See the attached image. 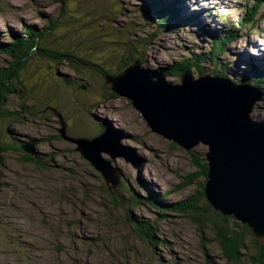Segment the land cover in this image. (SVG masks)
I'll return each instance as SVG.
<instances>
[{"label": "rangeland", "instance_id": "rangeland-1", "mask_svg": "<svg viewBox=\"0 0 264 264\" xmlns=\"http://www.w3.org/2000/svg\"><path fill=\"white\" fill-rule=\"evenodd\" d=\"M171 1L180 10L179 19L168 17L169 28L160 27L159 15L162 8L169 10ZM245 1L0 0V69L14 61L15 55L8 52L14 37L19 39L26 29L43 32L41 50L25 64L24 75L20 71L16 76L24 96L13 93L9 97L15 109L22 105L29 110L19 111L20 122L11 126L10 135L39 139L34 145L39 157H43L40 152H58L50 169L26 163L23 153L3 155L0 264H237L223 256L208 221L173 210L161 216L146 202L138 208L127 202L128 188L137 200L154 192L164 197L162 201L170 209L196 193L204 180L198 175L201 169L195 159L205 157L207 146L185 150L154 132L130 100L111 95L104 71L120 72L124 59L131 56L138 57L143 68L158 70L174 61H192L199 54L203 59L198 60L200 66L187 70L188 74L197 78L202 70L242 83L244 75L252 73V63L264 70L263 18L256 26L239 30L226 46L227 54L218 55L216 62L204 52L212 48L211 33L218 37L226 33L229 24L222 18L231 23L237 20ZM191 13L198 15L196 22H202L203 29L189 18L186 23L178 21ZM50 49L55 56L59 52L66 56H44ZM70 57L79 71L70 68ZM166 78L181 82L179 77ZM56 112L63 115L71 138H93L105 131L108 144L118 143L121 152L137 160L134 166L123 156L102 153L118 170L115 188L124 197L123 205L110 203L107 192L115 193V188L109 189L103 175L76 150L74 142L52 140L62 126ZM252 117L264 121V97ZM3 131H8L6 125ZM188 176L196 179L184 185ZM126 212L148 219L166 244L153 249L140 240L126 220ZM238 264L252 262L244 255Z\"/></svg>", "mask_w": 264, "mask_h": 264}, {"label": "water", "instance_id": "water-1", "mask_svg": "<svg viewBox=\"0 0 264 264\" xmlns=\"http://www.w3.org/2000/svg\"><path fill=\"white\" fill-rule=\"evenodd\" d=\"M105 86L117 97L131 101L148 126L163 137L191 150L207 146L208 164L204 194L213 209L248 224L264 242V122L252 117L264 94L251 84H237L222 76L180 75L181 82L167 80L164 72L147 70L134 60L120 72L106 73ZM61 118V137L77 145L76 150L115 188L119 182L112 158L123 156L134 166L133 155L109 143L105 131L93 138L67 136ZM33 146L26 151L33 153Z\"/></svg>", "mask_w": 264, "mask_h": 264}, {"label": "trees", "instance_id": "trees-1", "mask_svg": "<svg viewBox=\"0 0 264 264\" xmlns=\"http://www.w3.org/2000/svg\"><path fill=\"white\" fill-rule=\"evenodd\" d=\"M164 1L166 2V0ZM182 1L183 0H177V2L179 3H181ZM171 2H169V6L171 7L169 8V10H167L166 8H162V14H158L161 22L160 27L167 26L166 28H169V22L171 19L168 17L179 19L177 15L179 14L180 10L173 2ZM245 2L246 3L243 5L242 9L243 13L238 16L237 20L234 23H228L229 27L226 29V33L220 35L219 37L212 36V48L209 50V52H204L206 58H209L216 62L218 55L227 54L228 50H226L225 48L231 41L236 38L239 30L242 31L247 28L256 26L258 20H260V17H264V0H246ZM156 7V5L152 6L153 9H156ZM188 18L189 17L182 16L178 21L186 23V20ZM190 20L191 23L196 21L193 19ZM52 23L54 22L52 21ZM49 27L47 28V31ZM34 31H29V29H26V33L23 36H20L19 39L14 37V41H12L11 43V46L13 47L10 49V51H8L10 55H15L14 61L8 68L0 69V166H5L3 155L9 152L23 153L25 159L24 161L26 163H32L36 168L39 169H50L53 168V166H55L56 164L55 161L58 155L57 151H53L52 153L46 152L43 153V157H39L40 154L38 153V147H35L33 145V140L30 139V137H25L24 139L19 140L13 135H10L12 129L11 126L15 125L17 122H20L19 119L21 118V116L18 115H21V113H19V111L21 110L22 112H29V110L22 105L21 108L15 109L14 107H12L10 105L9 97L13 93L21 95L20 97L24 96L23 89L20 87L17 88L16 76L19 75L20 71L21 74L24 75L26 71V68L24 67L25 64H27L30 59L32 60L31 57H34L33 55L37 53L38 50H41L38 48V46L40 44L39 42L41 40L40 38L43 32H36V30ZM26 35L27 38H24L26 37ZM54 54L57 53L54 52L53 49H50V51L48 50L46 53H43L44 56H49L55 59L60 56L62 58L66 56V53L63 52H59L57 56H55ZM201 56L202 55L196 54L195 58L192 61H174L173 64L163 67L165 74L179 77L181 73L187 72V70H191L195 66H200L199 61L202 59ZM135 59H138V57L131 56L129 58H125L123 64L121 65L122 67L120 71L128 63ZM261 60V63L264 64V58H262ZM71 61L72 63L70 65H72V67H75V69L79 68L78 65H75L77 62H75L74 60ZM139 61L141 60L139 59ZM255 66L256 65L254 63L251 64L252 73H246L242 79V82L251 83L261 89L264 93V70H261ZM104 72V74L108 73L106 71ZM199 72L201 74L203 73L202 71ZM32 74L33 73H31V75ZM225 77L229 78L228 75H226ZM32 88V92L34 94L36 92L35 86H33ZM111 95L114 96L112 92ZM4 125H6L8 129L7 132L3 131ZM3 133L7 134L6 138H3ZM52 140L64 141V139L60 136V133L53 134ZM36 141H39V139H36ZM29 145L33 146L34 153L28 152L24 149V146ZM195 162L196 165L201 169L198 175L200 174L204 181L202 184H200V189H197L196 193L190 194L185 199L172 204V209H170V207L162 201L164 197L160 198L155 193L147 194L145 198H142L143 200H137L132 194V192L134 193V191L128 187L127 192L129 191V199H127V202H133L132 207L134 208H138L139 206H141V204H145L146 202L149 206L157 209L160 212L161 216L173 210L175 212L188 214L194 218H197L198 220L204 219V221H208V223L210 224L216 240L221 248L222 254L227 259V261L238 264L241 262V257L245 255L246 257L250 258L252 264H264V242L262 243L255 236L252 228L248 224L235 219L233 215H223L221 212L213 209L204 194L208 172L206 157L203 156L201 160L195 159ZM194 179L196 178L188 176L187 182L184 181L183 184L186 185ZM107 195L109 197L110 203H112L115 207L124 204V197L121 193H119V191L116 190V188L115 193L109 191L107 192ZM202 201H204V206L201 205ZM126 220L130 222V226L134 235L137 236L140 240L146 242L147 245L151 246V248L156 249L158 245L166 244L165 240L160 239V237L157 235V228L153 226L152 223L148 222V219L140 217L135 213L128 215L126 212ZM201 223H203L202 220Z\"/></svg>", "mask_w": 264, "mask_h": 264}, {"label": "bare ground", "instance_id": "bare-ground-1", "mask_svg": "<svg viewBox=\"0 0 264 264\" xmlns=\"http://www.w3.org/2000/svg\"><path fill=\"white\" fill-rule=\"evenodd\" d=\"M222 1H227V0H222ZM209 2H210V1H209ZM225 3H226V2H223V6H224ZM170 8H171V7H170ZM216 8H218V6H216ZM218 9H219V8H218ZM189 19H193V20H196V21L199 20V19H198V15H194V14H192V13H191V15L189 16ZM222 19H224L227 23H231V22H230L228 19H226L225 17H223ZM196 21H195V22H196ZM188 22H189V21H188ZM204 22H205V24H206V21H205V20H204ZM196 23L198 24V26H199L200 29H203V27H202V22H201V23L196 22ZM197 24H196V25H197ZM214 24H215V23H214ZM217 25H218V24H217ZM217 25H216V26H217ZM209 29H210V28H209ZM218 31H219V30H218ZM224 31H225V30H224ZM206 33H207V32H206ZM212 34H215V33H211L210 35L213 36ZM258 56H261V55L258 54ZM146 58H148V56H147ZM68 60H69V63H70V62L72 63V61H71V60H72L71 57H70V59H68ZM136 60L139 61V58L136 59ZM133 61H134V60H133ZM133 61H131V62H133ZM249 62H250V61H249ZM73 64H74V63H73ZM127 65H128V64H127ZM70 66H71L70 68L75 69V67H72V65H70ZM258 66H259V65H258ZM255 67H257V66H255ZM142 68H143V67H142ZM78 69H79V68H77V70H78ZM147 70H151V69H149V68H146V69H145V68H144V71H145V72H147ZM162 72H163V71H162ZM230 80H232V79L230 78ZM234 81H236V80H233V82H234ZM236 83H237V82H236ZM82 88H83V89H86V85H82ZM56 113H57V115L59 116V118H60V116H61L62 119H63V115H62L61 113H58V112H56ZM60 120H61V118H60ZM64 122H65V121H64ZM65 124H66V123H65ZM102 132H103V131H102ZM67 136H69V135L67 134ZM69 137H71V136H69ZM73 138H74V137H73ZM84 138H86V137H84ZM26 143H27V142H26ZM32 143H33V145H35L36 142H35V141H32ZM25 148H27V146H25L24 149H25ZM33 153H34V152H33ZM116 174H117V173H116ZM117 175H118V174H117ZM118 183H119V182H118ZM153 193H154V192H153Z\"/></svg>", "mask_w": 264, "mask_h": 264}, {"label": "flooded vegetation", "instance_id": "flooded-vegetation-1", "mask_svg": "<svg viewBox=\"0 0 264 264\" xmlns=\"http://www.w3.org/2000/svg\"><path fill=\"white\" fill-rule=\"evenodd\" d=\"M18 138V137H17ZM19 140H22L20 138H18ZM33 141H35L38 144V141H36V139H32ZM38 147V146H37ZM41 154H43V152H40Z\"/></svg>", "mask_w": 264, "mask_h": 264}]
</instances>
